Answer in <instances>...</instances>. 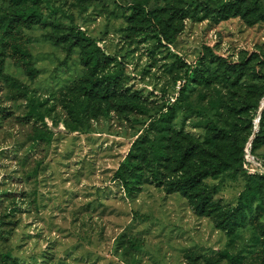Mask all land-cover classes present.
<instances>
[{"label":"rangeland","instance_id":"obj_1","mask_svg":"<svg viewBox=\"0 0 264 264\" xmlns=\"http://www.w3.org/2000/svg\"><path fill=\"white\" fill-rule=\"evenodd\" d=\"M138 3L161 10V23L136 14ZM78 4L40 3L47 23L22 27L16 41L29 52V63L11 55L0 24V248L11 250L19 264H264V199L232 234L181 192L158 185L149 158L142 159L144 183L132 196L115 177L166 107H176L172 125L182 141L203 140L211 124L224 126L235 114L227 104H239L238 85L264 88V0ZM63 10L115 56L102 73H120L124 97L85 102L92 74L83 47L62 42L71 25ZM208 47L232 61L248 60L239 84L231 85L223 66L203 65ZM196 68L210 72L213 83L190 77ZM220 97L219 109L214 102ZM134 98L143 110L129 107ZM252 113L237 115L243 142L252 134L250 146L259 131ZM39 130L50 132L52 142H34ZM256 153L264 164V137ZM261 174L264 169L243 163L240 171L205 182L215 188L214 199L231 208L249 176ZM161 177L167 184L170 171Z\"/></svg>","mask_w":264,"mask_h":264},{"label":"trees","instance_id":"obj_2","mask_svg":"<svg viewBox=\"0 0 264 264\" xmlns=\"http://www.w3.org/2000/svg\"><path fill=\"white\" fill-rule=\"evenodd\" d=\"M7 0H0V24L4 34L5 45L11 49L10 53L14 57H24L26 62H30L29 52L20 44H17L18 34L22 27H29L37 23H47V17L39 5L43 0H8L9 5L5 8ZM78 5L83 6L89 0H77ZM136 14L143 17L148 23L156 19L161 23V10H147L143 3L133 6ZM55 13L62 11L60 8L54 9ZM63 13L70 19L71 25L67 34L62 36V42L70 41L72 45H81L84 49L83 61L90 67L92 77L89 78L85 87V102L91 97L105 98L107 102L114 101L118 97H124L120 91V73L114 72L107 75L102 73V68L110 61L116 59L115 56L104 51L94 38L85 31L74 26V17L68 12ZM203 65L209 61L223 66L224 74L231 79V85H237L246 75L248 60H229L211 48H207L206 57L201 59ZM202 65V67H203ZM259 78L263 77L258 74ZM4 76L3 62L0 59V79ZM196 81L205 80L207 84L213 83L210 72L203 71V68H196L190 75ZM239 104L235 101L227 104L235 114L228 117L226 125L211 124L212 134H207L203 140H193L190 137L187 141H182L179 131L173 128V121L176 117V107L168 106L166 111L161 110L153 116L147 134L138 138L134 142L132 149L118 167L115 177L120 179L129 195H133L140 190L144 183V172L142 159L149 158L150 171L158 185L165 186L168 193L181 192L189 199L195 210L201 215L214 216L219 224L229 233H235L238 227L245 225L250 212L253 211L254 203L264 199V174L249 176L246 188L239 195L236 206L225 208L222 203L215 200V188L206 184L209 177L217 178L221 174L232 171L238 172L242 169L243 163L250 166L255 164L257 169H264V164L260 161L256 153L257 145L264 137V88L259 86H246L243 89L238 85ZM124 91V90H123ZM237 91L235 94H237ZM125 93V91H124ZM128 95V93H125ZM257 97V99H256ZM129 107L143 110L137 98L130 100ZM217 108L224 106L222 97L214 102ZM241 104V105H240ZM253 108L252 119H259L258 129L251 146L248 144L252 134L244 143L239 129L238 116L247 113ZM32 106L31 112H35ZM238 115V116H237ZM180 136V137H179ZM33 140L36 143L45 141L51 143L53 135L46 130L35 132ZM247 145V146H246ZM249 153L253 155L257 162H253ZM166 169L170 171L171 179L165 184L161 173ZM0 264H19L17 258L11 250L0 248Z\"/></svg>","mask_w":264,"mask_h":264},{"label":"built area","instance_id":"obj_3","mask_svg":"<svg viewBox=\"0 0 264 264\" xmlns=\"http://www.w3.org/2000/svg\"><path fill=\"white\" fill-rule=\"evenodd\" d=\"M249 157H250V159L253 161V162H257V160L255 161L254 159H256L253 155H251L250 153H249Z\"/></svg>","mask_w":264,"mask_h":264},{"label":"water","instance_id":"obj_4","mask_svg":"<svg viewBox=\"0 0 264 264\" xmlns=\"http://www.w3.org/2000/svg\"><path fill=\"white\" fill-rule=\"evenodd\" d=\"M259 119H260V117H259ZM259 119H258V122H259Z\"/></svg>","mask_w":264,"mask_h":264}]
</instances>
